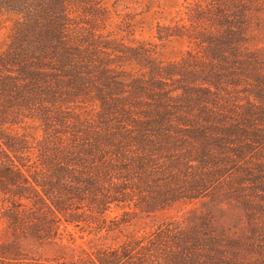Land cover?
<instances>
[{
    "label": "trees",
    "instance_id": "obj_1",
    "mask_svg": "<svg viewBox=\"0 0 264 264\" xmlns=\"http://www.w3.org/2000/svg\"><path fill=\"white\" fill-rule=\"evenodd\" d=\"M106 1L0 0V264H264L256 0H180L166 63Z\"/></svg>",
    "mask_w": 264,
    "mask_h": 264
},
{
    "label": "rangeland",
    "instance_id": "obj_2",
    "mask_svg": "<svg viewBox=\"0 0 264 264\" xmlns=\"http://www.w3.org/2000/svg\"><path fill=\"white\" fill-rule=\"evenodd\" d=\"M110 6V16L107 21V32L128 39L131 34L135 40L144 42L157 59L161 62L177 61L193 47L191 43L184 39H170L168 42L161 43L155 38V26L157 23L172 26L173 22H178L184 12L180 0H107ZM257 7L254 8V23L252 24V34L256 38L250 41L249 52L256 49H263L260 56L264 59V0H256ZM8 22L3 20L0 24V49L5 42L6 29ZM128 30L129 33H126ZM131 38V37H130ZM126 42V41H125ZM177 210H171L167 216L175 215ZM182 212H178L181 214ZM243 225L245 222L242 223ZM2 224L0 222V231ZM64 244H75L86 247L98 244L99 240L92 234L89 235L84 230L69 228L61 233ZM249 238H253L249 236ZM261 240V239H260ZM256 251L243 255L245 258L254 257ZM256 258V257H255ZM248 262V261H247ZM264 263V262H262ZM256 264V263H253Z\"/></svg>",
    "mask_w": 264,
    "mask_h": 264
}]
</instances>
